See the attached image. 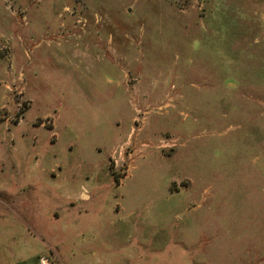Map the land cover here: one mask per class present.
Segmentation results:
<instances>
[{
    "label": "rangeland",
    "instance_id": "374dc122",
    "mask_svg": "<svg viewBox=\"0 0 264 264\" xmlns=\"http://www.w3.org/2000/svg\"><path fill=\"white\" fill-rule=\"evenodd\" d=\"M264 264V0H0V264Z\"/></svg>",
    "mask_w": 264,
    "mask_h": 264
},
{
    "label": "crops",
    "instance_id": "0c3cea01",
    "mask_svg": "<svg viewBox=\"0 0 264 264\" xmlns=\"http://www.w3.org/2000/svg\"><path fill=\"white\" fill-rule=\"evenodd\" d=\"M42 264V263H41Z\"/></svg>",
    "mask_w": 264,
    "mask_h": 264
}]
</instances>
